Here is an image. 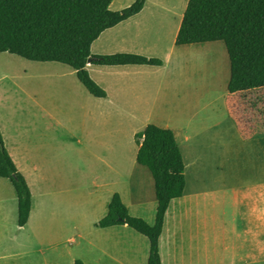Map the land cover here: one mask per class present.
<instances>
[{
	"label": "rangeland",
	"instance_id": "obj_1",
	"mask_svg": "<svg viewBox=\"0 0 264 264\" xmlns=\"http://www.w3.org/2000/svg\"><path fill=\"white\" fill-rule=\"evenodd\" d=\"M188 1L159 6L150 0L149 8L163 11L169 21L151 17L143 28L138 15L99 37L92 55L126 53L164 62L156 68L88 66L106 99L89 95L76 73L60 64L0 54V137L32 197L29 221L19 228L14 188L0 180V264H147L145 237L127 227L100 229L98 224L115 194L131 216L151 223L155 183L150 169L138 163L136 138L148 126L169 127L184 149V136L190 139L202 122L212 123L206 134L212 143L202 159L221 165L239 152L243 174H261L256 183L264 187V120L248 110L257 109L264 119L259 39L212 44L208 57H200L205 47L178 52L173 27ZM135 2L114 0L110 10L120 12ZM227 49H233L234 85L246 92L243 97L222 99ZM216 174L220 181L187 177L195 196L180 201V221V203H171L159 239L161 264H241L253 257V242L264 243V205H242L237 212L225 208L219 194L225 168ZM253 177L243 185L255 184Z\"/></svg>",
	"mask_w": 264,
	"mask_h": 264
},
{
	"label": "trees",
	"instance_id": "obj_2",
	"mask_svg": "<svg viewBox=\"0 0 264 264\" xmlns=\"http://www.w3.org/2000/svg\"><path fill=\"white\" fill-rule=\"evenodd\" d=\"M114 0H0V54L26 62L60 64L76 73L80 84L96 99H106L86 71L88 66L162 67L164 62L120 53L92 55L99 37L110 29L138 16L146 0H136L129 8L113 12ZM258 37L264 72V0H189L174 44L177 47L221 43ZM232 56L233 49H228ZM243 55V54H241ZM91 62L89 64V60ZM232 66L235 61L231 58ZM232 71V91L238 80ZM243 80H240L239 84ZM238 84V85H239ZM138 163L150 169L156 192V208L151 223L130 215L118 194L108 204L100 229L127 227L149 241L147 264H161L159 239L172 202L183 197L185 164L173 132L148 126L137 134ZM0 180H8L17 198V224L27 225L32 209L30 188L6 151L0 137ZM75 264H82L76 261Z\"/></svg>",
	"mask_w": 264,
	"mask_h": 264
},
{
	"label": "crops",
	"instance_id": "obj_3",
	"mask_svg": "<svg viewBox=\"0 0 264 264\" xmlns=\"http://www.w3.org/2000/svg\"><path fill=\"white\" fill-rule=\"evenodd\" d=\"M154 1H155L154 3H157L159 6H163L165 4L164 3L165 1L167 2V0H154ZM149 2L150 0H146V4H145L143 11L139 14L138 17L136 16L138 19H140L139 25L141 27L145 28L146 23L148 22L147 20L151 17H155L156 22H160V23H164L167 20L169 21L168 16H166V14H164L163 11L159 10V12H157V11L150 9ZM184 6L185 5L181 7H184ZM184 11L180 12V14L178 15L176 25L174 27L172 26L175 30L176 35L179 31L180 23H181V19L184 14ZM157 29H161V27H157ZM176 35H175V38H176ZM221 43H226V42H221ZM212 44H215V43L182 46V47L176 46L177 48H174V49H178V52L184 53L190 49H193V47H205V48L213 47ZM216 47L217 46H215V48ZM224 62H225V68L227 71V78H228L227 83L228 84H227V88H225V96L223 95L222 99L231 97V96L243 97V95L246 92L239 91V90L232 91L231 89L233 66L231 63V57L229 55L228 49L226 50V52H224ZM248 110L249 112H251L250 115H252L253 113H256V116L260 121L264 120L263 117L260 116V113L258 112L257 109L252 110L248 108ZM232 117L233 115H230L229 119H232ZM222 119L223 120L220 121L221 125H223L226 121V118H222ZM204 123L205 122H202L203 128H200L199 130H197L196 133H194L190 139L188 138V136H184V142L186 143V144H183L184 149H182L181 146L179 145V142L177 140V135L174 133L173 130H171L169 127H165L164 129H161V130H170L173 132L175 141L181 151L184 164H185L184 176H185L186 185H185L183 197L177 200L179 201L180 204L177 207L176 217L179 214V221H180V212L182 209H184L181 207L180 201L190 199L195 196L194 194L195 188L193 186L188 187L187 177L191 176V177H195L197 180H204V181L205 180L211 181L214 179L217 181H220L219 179L220 176L217 175L216 173L221 172L223 167L225 168V174H224L225 176H224V181L222 184V189L220 190L221 192L219 191L220 192L219 194L222 196L223 205L225 208H230L231 210L237 212L242 205L246 207L249 204H252L254 208H257L259 204L264 205V190L260 194L257 192V189H261V188L264 189V187L256 183L262 179V176L261 174H259V177H258L257 176L258 174H253L254 177L252 178V180L255 181V184H251L247 186L243 185L248 180H251V176L253 175H250V176L245 175L243 174L242 169L239 168L240 166H244V164H241L242 161L240 160L239 152H235V153L232 152V156L230 157L231 159L226 160L221 165L216 164L215 162L209 161L208 159H202L203 151L210 148L211 143H212V139L206 134L209 133L212 129H214V126H212V123H209L206 126ZM238 131H240L239 127L237 128V132ZM237 135H238V140H239L240 139L239 133H237ZM197 139H200L199 143L190 145V142L197 140ZM204 143L207 145L206 149H204L203 147ZM200 153H201V157H200ZM233 167H236V169ZM211 173H215V177H212ZM187 193H189L188 194L189 196H187ZM177 220L178 218L176 219L175 227L178 231V235H180L179 232L181 230V226H180V222L178 224ZM123 228H126V227H123ZM181 243L182 242H180V246H181ZM250 251L253 253L252 255L253 257L243 259L244 262L241 264H264V243L262 240H260L259 242L258 241L253 242L251 244Z\"/></svg>",
	"mask_w": 264,
	"mask_h": 264
},
{
	"label": "bare ground",
	"instance_id": "obj_4",
	"mask_svg": "<svg viewBox=\"0 0 264 264\" xmlns=\"http://www.w3.org/2000/svg\"><path fill=\"white\" fill-rule=\"evenodd\" d=\"M213 51L210 48L205 49V53H200V57H208V55H212Z\"/></svg>",
	"mask_w": 264,
	"mask_h": 264
},
{
	"label": "water",
	"instance_id": "obj_5",
	"mask_svg": "<svg viewBox=\"0 0 264 264\" xmlns=\"http://www.w3.org/2000/svg\"><path fill=\"white\" fill-rule=\"evenodd\" d=\"M90 62H91V59L89 60V64H90Z\"/></svg>",
	"mask_w": 264,
	"mask_h": 264
}]
</instances>
